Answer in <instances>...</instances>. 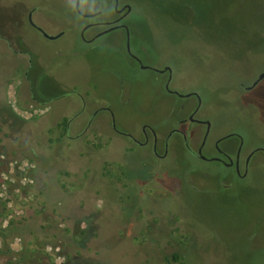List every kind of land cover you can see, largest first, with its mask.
Wrapping results in <instances>:
<instances>
[{"label": "rangeland", "instance_id": "rangeland-1", "mask_svg": "<svg viewBox=\"0 0 264 264\" xmlns=\"http://www.w3.org/2000/svg\"><path fill=\"white\" fill-rule=\"evenodd\" d=\"M75 1L0 0V264H264L261 155L239 179L178 136L165 160L116 139L104 110L88 126L108 100L117 127L140 138L147 123L162 138L171 105L196 94L205 154L235 134L222 146L240 142L245 160L264 146V101L240 89L264 74V0H119L133 8L129 44L147 69L123 30L83 42ZM34 8V23L64 35L29 27ZM163 66L183 99L158 80ZM193 127L197 147L205 129Z\"/></svg>", "mask_w": 264, "mask_h": 264}, {"label": "flooded vegetation", "instance_id": "flooded-vegetation-1", "mask_svg": "<svg viewBox=\"0 0 264 264\" xmlns=\"http://www.w3.org/2000/svg\"><path fill=\"white\" fill-rule=\"evenodd\" d=\"M77 1L78 0L75 1V6H74L75 12L79 17H81L85 21V24H83L80 31V39L83 42L87 44H92L109 32L115 30H123L125 33L126 51L129 57H131L142 69L150 68L144 66L140 56L134 53L131 47H129L130 25L129 23L126 22V19L133 12V8L131 5L127 3L121 4V1L119 0H110L111 4L106 3L104 0H89L96 3V6H94V8L97 9L90 12H84L80 6V10L83 13L82 15L78 12L76 8ZM83 1L86 0H82L80 2V5L82 4ZM35 11L36 9L34 8L30 10L26 15L25 19L27 20L29 27L31 26L34 30L38 31L41 35H43L45 38L49 40H55L64 35V31H63L60 34H58L60 36L57 38L48 37L51 35L45 32L44 27L34 23L33 15ZM110 12L112 13L111 17H109L108 15V13ZM87 15H94V16L88 17ZM154 70L155 72H157L159 75L162 76V78L158 77V80L163 83L164 89L167 92V94L174 95L181 99L185 97L183 95H180L172 86L173 70L170 66H163L158 68L156 67ZM258 79L259 77L255 79L251 84L246 86H241L240 89L242 90V92H247V93L254 92L256 90L260 98L264 101V79L260 80L257 84H255L258 81ZM190 96H193L197 100V102L190 106H186V104L184 103L171 105L170 114L168 118L175 119L174 121L175 126H173L169 130L166 136L162 135V138L159 137L157 130L147 123L141 126L140 138L135 137L132 133L124 131L125 130L124 128L122 130L119 127H117L111 102L108 100H106V106L96 108V110L90 116L88 126H90L92 122L96 119V114H97L96 111L104 110L110 116L111 125H109L108 128L112 129L114 134L113 136L115 138L116 135L118 134V135H122L125 140L132 141L137 146H143V145L150 146L153 151V155L158 160L167 159L168 155L170 154V147L173 142L172 141L173 136H178L181 138V141L183 142L185 149L191 155L201 160L212 161L224 165L225 167L229 168L232 171V173L235 176H237L239 179H245L248 176L249 167L255 155H261L262 162L264 163V146L256 147L247 155L245 160L242 158V150H241L242 148L240 146V142L239 144L236 145L229 144L227 146H222L223 141L231 138L235 134H230L228 136H224L222 138L217 139L215 141V154L212 157H208L205 154V147H206L208 134L210 131V122L207 119L199 118V112L201 108L200 98L196 94L187 95V97ZM81 99H82L81 112L84 113L87 110V106L84 98ZM260 109H261L260 113L262 116V120L264 122V103ZM187 124L189 125V127L185 126ZM194 125L204 127L205 129L203 136L199 139L197 138V140H199V144L197 145V147H194L190 144L191 139L195 138L196 137L195 135L197 133V130L193 127ZM67 126L69 127L70 125L68 124ZM161 150H163V153H161ZM226 179L230 180L229 184L224 183ZM221 185L224 189H230L234 186L232 180L229 177L223 178L221 181Z\"/></svg>", "mask_w": 264, "mask_h": 264}, {"label": "water", "instance_id": "water-1", "mask_svg": "<svg viewBox=\"0 0 264 264\" xmlns=\"http://www.w3.org/2000/svg\"><path fill=\"white\" fill-rule=\"evenodd\" d=\"M82 0H78L77 1V3H76V8H77V10H78V12L80 13V14H82L83 15V13L81 12V10H80V2H81ZM86 16V15H85ZM88 17H92V16H94V15H87ZM110 30H112V29H110ZM47 35V34H46ZM48 36V35H47ZM60 35H58V36H48V37H50V38H57V37H59ZM130 47V46H129ZM262 79H264V74H262L260 77H259V79H258V81L255 83V84H257L260 80H262Z\"/></svg>", "mask_w": 264, "mask_h": 264}, {"label": "trees", "instance_id": "trees-1", "mask_svg": "<svg viewBox=\"0 0 264 264\" xmlns=\"http://www.w3.org/2000/svg\"><path fill=\"white\" fill-rule=\"evenodd\" d=\"M66 130H68L67 127H66ZM76 214H77V216L80 215L79 213H76ZM178 258H179V257H178L177 255H174V259H175V260H177Z\"/></svg>", "mask_w": 264, "mask_h": 264}]
</instances>
